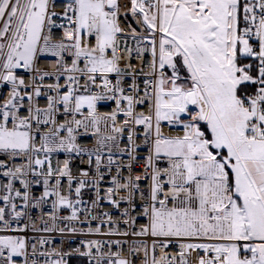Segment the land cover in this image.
<instances>
[{"label":"snow or ice","instance_id":"snow-or-ice-1","mask_svg":"<svg viewBox=\"0 0 264 264\" xmlns=\"http://www.w3.org/2000/svg\"><path fill=\"white\" fill-rule=\"evenodd\" d=\"M74 253L264 264V0H0V264Z\"/></svg>","mask_w":264,"mask_h":264},{"label":"built area","instance_id":"built-area-1","mask_svg":"<svg viewBox=\"0 0 264 264\" xmlns=\"http://www.w3.org/2000/svg\"><path fill=\"white\" fill-rule=\"evenodd\" d=\"M102 110H104V109H102ZM62 159L63 158L61 157V161H62ZM35 216H36V213L34 212L33 213V219H35ZM59 239H60V237L57 235L56 236V240L54 241L53 247H56V248H60L61 247V245L59 243ZM63 239L66 241V244L64 245V250L65 251H68V252H72L73 249H75L78 246V242H79V239L80 238L79 237H73V236L67 235V236L63 237ZM82 250L83 249H81V251ZM73 259H79V260L84 261L83 264H88L87 258L80 257L76 253H74L71 257L68 258V264H70V261L73 260Z\"/></svg>","mask_w":264,"mask_h":264},{"label":"trees","instance_id":"trees-1","mask_svg":"<svg viewBox=\"0 0 264 264\" xmlns=\"http://www.w3.org/2000/svg\"><path fill=\"white\" fill-rule=\"evenodd\" d=\"M84 261L82 260H79V259H73L70 261V264H83Z\"/></svg>","mask_w":264,"mask_h":264}]
</instances>
